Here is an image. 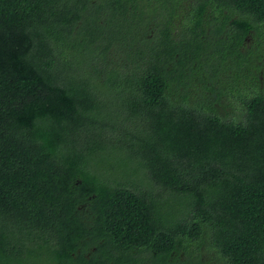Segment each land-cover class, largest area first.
<instances>
[{"label": "trees", "instance_id": "1", "mask_svg": "<svg viewBox=\"0 0 264 264\" xmlns=\"http://www.w3.org/2000/svg\"><path fill=\"white\" fill-rule=\"evenodd\" d=\"M0 264H264V0H0Z\"/></svg>", "mask_w": 264, "mask_h": 264}, {"label": "rangeland", "instance_id": "2", "mask_svg": "<svg viewBox=\"0 0 264 264\" xmlns=\"http://www.w3.org/2000/svg\"><path fill=\"white\" fill-rule=\"evenodd\" d=\"M113 94V92L111 90H109V92L107 94H105L103 96V99L105 100L106 103H108L109 100L114 99L115 96L110 97ZM108 97V98H107ZM125 148H122L121 150V154H119L118 152L116 153V156L120 159H128L130 153L125 151ZM115 153L111 152L110 156H114ZM120 168L119 167H112V168H106V172H104L105 175L107 176H119L120 175ZM217 263V261H215Z\"/></svg>", "mask_w": 264, "mask_h": 264}]
</instances>
